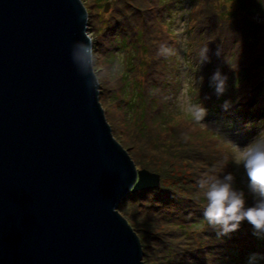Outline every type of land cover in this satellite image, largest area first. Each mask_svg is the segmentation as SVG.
I'll return each instance as SVG.
<instances>
[{
    "label": "water",
    "instance_id": "1",
    "mask_svg": "<svg viewBox=\"0 0 264 264\" xmlns=\"http://www.w3.org/2000/svg\"><path fill=\"white\" fill-rule=\"evenodd\" d=\"M85 35L82 0H0V264H145L118 208L161 176L114 137Z\"/></svg>",
    "mask_w": 264,
    "mask_h": 264
},
{
    "label": "rangeland",
    "instance_id": "2",
    "mask_svg": "<svg viewBox=\"0 0 264 264\" xmlns=\"http://www.w3.org/2000/svg\"><path fill=\"white\" fill-rule=\"evenodd\" d=\"M82 1L92 25H89V35L93 40L98 36L99 41L93 68L99 82L100 103L114 137L127 150L137 169L160 174L161 184L156 189L162 188V184L174 186L180 196L190 197L202 207H206V189L200 187L202 180L227 182L233 190L243 195L246 208L256 206L261 198L249 188L246 172L242 165L233 161V152L235 146L244 147L255 140L264 139V113L258 111L243 117L241 114H230L236 106L238 111H244L249 105L251 108L264 105V100L254 102L256 95L249 97L243 87L240 96L238 91L236 94L230 89L229 93L216 94V88H212L216 87L213 77L217 72L225 82L229 74L239 77L241 82L240 62L242 71L249 73L250 80H255L259 70L264 69V17L261 15L264 11H260L258 16L260 25L250 19L247 24L244 20L246 13H236L230 25L221 26L217 12L224 6L223 0H181L174 8L172 0H162L161 8L153 5L152 0ZM246 1L249 7L258 3V0ZM261 1L264 4V0ZM107 2L110 7L105 11ZM229 4V7H235V4ZM228 6L225 8L232 11ZM114 14L120 19L117 21L118 33L122 32V27L129 33L128 38L132 41L130 51L133 50L130 56L121 55L119 60L113 58L117 51L111 43L114 30L107 34L106 29L103 35L100 32L102 22ZM245 31L249 32L250 37L244 36L243 39L240 33L244 34ZM138 33H141V37ZM137 37H140L139 42H145L142 49H147L146 55L138 48ZM245 39L247 43H243ZM125 46H122V51L126 50ZM204 48L208 51L202 56ZM108 52H111L110 55ZM121 73H127L130 78L124 79L131 83L135 81V86L142 88L141 94L146 99L141 103L142 107L144 105L142 111L140 105L135 107L133 104L137 95L133 94V103L118 99V92L121 91L126 99L131 96L126 90L128 86L121 79ZM262 83L256 84L254 92ZM150 98L152 107L147 104ZM238 100L241 101L238 103ZM160 104L166 106L165 109L160 108ZM190 105L205 109L202 120H195L187 110ZM212 106L216 109L207 111ZM124 107L129 112L126 116L122 110ZM168 113L169 116H166ZM236 116L239 118L233 122ZM143 118L147 126L152 124L144 131L149 135L147 140L137 134ZM147 141L158 146L164 141L166 145H170L169 142L175 144L172 147L174 154L169 151L170 146L154 148ZM229 175L232 177L230 181L225 179ZM141 191L144 190L131 192L132 197L137 199L136 193ZM126 208L138 226L141 244L145 245L147 257L143 261L147 260L150 264L152 255L155 262L162 258V253L158 252L161 240L172 241V245L177 244L176 249L179 248L181 238L176 234V224L155 218V211L146 212L136 202H128ZM194 215L198 216V213ZM145 216L147 219L143 218ZM207 228L213 231L214 226ZM218 229L221 230L220 227ZM203 230L207 231L206 227ZM234 232L238 238H232L230 233L223 234L228 237L226 241L249 246L250 224L247 220L241 221ZM155 253L161 256L160 259L154 256ZM172 260L179 263L181 257Z\"/></svg>",
    "mask_w": 264,
    "mask_h": 264
},
{
    "label": "trees",
    "instance_id": "3",
    "mask_svg": "<svg viewBox=\"0 0 264 264\" xmlns=\"http://www.w3.org/2000/svg\"><path fill=\"white\" fill-rule=\"evenodd\" d=\"M246 0H223V7L221 9V11L219 10L218 13V18H219V24L221 26H224V24L230 25L232 23V19L236 17V13H246V18L245 23L253 20L255 21V24L260 25L261 23H259L261 20H258V16L260 15V4L257 3L255 5H253L252 7H249L248 4L246 3ZM153 5H157L161 8L162 6V0H152ZM172 5L173 8L174 6H176L178 3H181V0H172ZM230 3V4H229ZM235 4V7L233 5L232 7H229V5L231 4ZM260 3L263 4V2L260 0ZM221 6V5H220ZM228 6L230 9H232V11L227 10L225 7ZM106 8V4L104 6ZM137 8V6H134ZM139 8V7H138ZM151 8V7H150ZM153 9V8H151ZM220 9V7L218 8ZM223 10V11H222ZM219 12H221V14H219ZM227 15V16H226ZM264 17V12L263 14H261ZM224 16H226L227 18H225ZM89 17V16H88ZM262 17V18H263ZM90 18V17H89ZM120 20L118 19V17L114 14L111 15L109 17V19H106V21H103L101 24V33L102 35L105 33L106 34V29H107V34L110 32V30H114V35H112L111 37V43H113V47L117 49V51H115V53L113 54V58H115V60H119L120 56L123 55H129V53L133 52L130 51L132 48V41L130 40V38H128V32L123 30L124 28L122 27V32L119 34L118 33V25H117V21ZM90 19L88 20L89 25H91L90 23ZM92 26V25H91ZM98 29V27L96 28V30ZM90 30V27H89ZM247 30V28H246ZM241 37L244 36L245 37H250L249 36V32L245 31L244 34H242V32L240 33ZM253 34V33H252ZM254 35V34H253ZM138 36L141 37V33H138ZM239 36V35H238ZM140 37L136 38V41H138V48L140 49V51H142L143 55H146L145 53L147 51V49H142V47L145 45V42H139ZM240 37V36H239ZM252 38L254 36H251ZM95 40V41H94ZM93 40V48L95 51V59L97 58L96 56V52L99 50V41H98V36L95 37ZM248 41L243 40V43H247ZM256 43H259L256 41ZM127 45L125 47L126 50L122 51V46ZM137 49V48H136ZM135 49V50H136ZM120 52V53H119ZM127 52V53H126ZM111 52H108L107 54L110 55ZM130 56V55H129ZM127 61V59H126ZM142 62V61H141ZM264 65V63H262ZM148 65V63H147ZM176 68V67H174ZM207 70V68H205ZM209 70V69H208ZM244 70V69H243ZM131 71H128V73ZM164 72V70L162 71ZM243 75H245L247 78H251L249 77V73H245V71H242ZM207 75V72H206ZM121 79L124 80L125 85H127V89L129 91V95L130 98L126 99L125 98V94L121 91L118 92V96H119V100H127V102L133 103V94L137 95L138 98L136 99V102L133 103L135 105V107L138 105H140L139 107H142V104L144 103V100L146 101V99L143 97V95L141 94L142 92V88L140 86H135L136 82L135 81H127V79L130 78V76L124 75L123 73H121ZM125 77H127V79H124ZM239 77L229 74V77L227 78L226 82H225V91H228L230 89V91H235V93L238 94L239 96L242 94V81L239 82L240 79H238ZM254 78V77H253ZM164 80L167 82V80L164 78ZM175 82V81H174ZM261 83L263 81H260ZM169 83V82H168ZM216 88L213 87L212 90ZM260 88H264V82L262 84H260V87L257 88L258 90ZM122 90V89H121ZM217 94V92H215ZM229 93V91H228ZM151 99V98H150ZM254 102H259L260 99L256 98V96L253 98ZM264 100V99H263ZM241 100H238V103ZM150 103L147 102L148 106L150 104V106L152 107V99L149 100ZM236 102V101H235ZM142 103V104H141ZM237 103V102H236ZM237 103V104H238ZM171 105V104H170ZM147 106V105H146ZM147 106V109H148ZM236 106V105H235ZM264 105L258 106V107H254L251 108V106L249 105L247 110L244 111H238V106L235 107V109L232 108V112H231V116L234 114H241V116H246L248 114H254L257 113L258 111H261L262 113H264V110L262 109ZM123 107V106H122ZM144 107V105H143ZM143 107L140 108L141 111L143 110ZM166 106H163L160 104V108H164L165 109ZM245 107V106H243ZM126 107L122 108L124 115L126 116L129 112L125 110ZM227 108V107H225ZM215 110L216 108L212 106L211 109L207 110ZM241 109V108H240ZM238 111V112H237ZM162 113V112H161ZM212 112H209V114H211ZM140 115H142V112L140 113ZM166 116H169V113L166 114ZM241 117V118H242ZM161 118V117H160ZM239 117H235L232 119V121H237ZM156 120L153 119L152 122ZM160 124L162 123V121H159ZM159 124V125H160ZM152 125L151 123L147 126V123L145 122V119L143 118L141 121V126L139 127V130L137 131V134L142 137V138H148V134H146L144 131L147 130V128ZM234 125H232L233 128ZM163 126H161L162 128ZM166 131V130H165ZM158 132L161 133V131L158 130ZM148 142V141H147ZM149 143V142H148ZM151 145V147L154 148H167L169 147V151L173 153V149L172 147H174L175 144L172 145V143L169 142L170 145H166L167 143L164 141L162 145H155V143H149ZM174 154V153H173ZM236 175H238L236 173ZM173 187V188H172ZM140 191V190H139ZM132 193H129L128 196H126L120 203L119 205V210L120 212L124 215V217L128 220V222L130 223V225L133 227V229L138 233V226L134 223V221L132 220L133 216L132 214L127 210L126 206L128 204V202H136L137 206L139 208H142L144 211L148 212V211H155L154 214L156 215L155 218L163 221V222H167V223H174L176 224L177 228H176V234L177 236H179L181 239L179 240V248L176 249V245H172V241L168 242V241H159L160 244H158L159 249L158 252L162 253V258L160 259V255L155 253V257L159 258L160 260L155 262L152 261L153 259V255H152V259L150 261V264H246L247 262V256L249 253L253 252V251H264V233H262L263 235L261 236V238H257V236L253 235V227L250 224V232H249V237H248V244L249 246H242L243 244L238 245V243H234L232 241H226V237L225 233L221 232L220 229H218V226H214L213 231L209 230L207 227L211 228V225L207 224V221L204 217V210L205 207H202L200 205V203H195L194 199H191L190 197L187 196H180L177 191L176 188L174 186H165L164 184H162V188L160 189H154V190H144L141 192L136 193L137 199L133 198L131 195ZM155 208H158L155 210ZM181 212L182 214L180 215ZM175 215H174V214ZM198 213V216H195L194 214ZM141 217V213L139 215ZM145 219H147V216L143 217ZM142 218V219H143ZM136 225V226H135ZM206 227L207 231H204L203 229ZM220 230V231H218ZM218 233V234H215ZM230 233L232 238H238V235L234 232H228ZM139 236V235H138ZM143 246V258L147 257V253H146V249L144 250L145 245L142 244ZM176 257H181V261L179 263H175L173 262ZM155 260V259H154ZM146 262L145 264H148L147 260L144 261Z\"/></svg>",
    "mask_w": 264,
    "mask_h": 264
},
{
    "label": "clouds",
    "instance_id": "4",
    "mask_svg": "<svg viewBox=\"0 0 264 264\" xmlns=\"http://www.w3.org/2000/svg\"><path fill=\"white\" fill-rule=\"evenodd\" d=\"M261 11H264V4ZM85 41L80 43L78 51L75 53V61L81 66H91L94 63L95 51L92 47L93 37L85 35ZM208 51L207 48L202 50L201 55ZM235 67V65H233ZM241 81L242 87L258 99H264V88L254 92L256 84L264 81V69L259 70V75L255 80H250L242 74L241 62ZM213 79L216 81V92L223 94L225 92V79L219 72L215 73ZM227 107V103L225 105ZM190 111L196 121L203 119L205 109L199 105H190L187 109ZM233 161L242 165L249 182V188L261 198L254 207H245L243 195L232 189V186L221 180H202L200 187L206 189V207L204 217L208 225L219 226L223 233L235 231L238 229L240 222L247 220L252 225L253 235L261 238L260 234L264 233V139H258L249 143L247 146H235L233 152ZM231 180V175L225 178ZM246 264H264V251H253L248 254Z\"/></svg>",
    "mask_w": 264,
    "mask_h": 264
},
{
    "label": "bare ground",
    "instance_id": "5",
    "mask_svg": "<svg viewBox=\"0 0 264 264\" xmlns=\"http://www.w3.org/2000/svg\"><path fill=\"white\" fill-rule=\"evenodd\" d=\"M88 31H89V24H88Z\"/></svg>",
    "mask_w": 264,
    "mask_h": 264
}]
</instances>
